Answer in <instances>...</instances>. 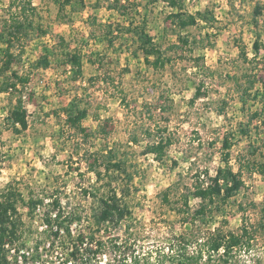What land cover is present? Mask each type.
<instances>
[{"label":"rangeland","instance_id":"374dc122","mask_svg":"<svg viewBox=\"0 0 264 264\" xmlns=\"http://www.w3.org/2000/svg\"><path fill=\"white\" fill-rule=\"evenodd\" d=\"M29 3L36 7L34 13L26 9L34 26L14 39L10 69L29 81L0 93V197L8 189L20 194L16 205L28 247L43 245L44 212L59 199L65 210L83 217L73 223L74 231L94 234L93 247L101 250L90 252L93 264H174L171 244L178 235L190 239L187 253H202L192 264H264V96L245 103L237 84L245 86L247 74L256 75L255 89L263 90L264 0H184L189 12L209 9L216 17L210 25L191 26L169 19L175 8L164 0H86L75 11L70 6L62 10L56 0H0V31L24 20L22 5ZM256 6L261 7L259 29L251 22ZM143 17L148 33L172 56L163 67L148 65L133 35L123 28ZM181 38L190 43L170 48ZM5 47L0 41L1 59ZM65 52L81 56V73L64 63ZM199 89L200 96H195ZM75 98L88 108L87 138L66 123L61 110ZM20 99L29 126L17 132L8 114ZM256 111L261 115L255 116ZM226 132L234 134L231 164L245 184L222 213L195 220L179 213L176 202L164 204L162 190L181 174L186 186L197 171L216 173ZM161 136L172 139L163 160L145 153L146 145ZM106 148H114L135 172L132 214L118 226L99 230L97 197L108 186L91 164L103 169ZM37 198L45 202L32 209L29 203ZM190 203L195 209L200 200ZM243 226L250 234L241 245L229 255L208 258L200 240L218 231L241 233ZM63 241L58 239L52 250L42 246L40 257L28 255L18 264H65L73 240ZM10 256L15 260L16 252ZM83 257L77 263L90 264Z\"/></svg>","mask_w":264,"mask_h":264},{"label":"trees","instance_id":"16d2710c","mask_svg":"<svg viewBox=\"0 0 264 264\" xmlns=\"http://www.w3.org/2000/svg\"><path fill=\"white\" fill-rule=\"evenodd\" d=\"M60 3V8L70 6L73 11L83 9L86 6V0H56ZM167 1L175 11H172L168 17L175 24L179 26H191L200 22H206V24H212L215 21V14L209 9L204 11L198 10L196 13H191L185 8L184 0H164ZM22 5V11L26 14L24 20L17 21L4 31H0V41L6 42V47L1 59L0 58V93L4 91L17 90L19 82L26 83L29 81L27 75H19L17 71H11L12 62L15 59L14 53L11 51L15 38L19 39L25 29L34 26V19L30 18L26 9L31 12H35L36 7H32L29 3ZM261 7L256 6L254 9V16L252 17V25L259 29V18L261 13ZM208 25V26H209ZM110 26V32H112ZM121 27V26H120ZM125 28V32L131 33L135 38V42L138 43V48L145 55V62L153 67H163L167 63L172 61V56L166 53V49H163L162 44L155 41V37L147 31V21L145 17L139 24H135L134 21L130 22ZM45 34L46 31L42 30ZM261 33L257 31V37L254 41V48L256 50L261 47ZM65 38L61 37L60 42H64ZM180 43H190L189 39L181 38L179 43H172L170 48L177 49ZM247 60V53L244 49L240 51ZM64 63L71 64L77 70L82 72V60L81 56L75 52L64 53ZM246 75V74H245ZM247 85L237 81L241 90V98L246 103L247 100H256L261 93L264 96L263 90L255 89V83L257 82L256 75L251 76L247 74ZM201 90L199 89L195 96H200ZM247 97V98H246ZM66 113V123L71 125L76 132L84 136L89 137L91 132L84 125V120L88 116V108L83 107L77 98L73 99L68 105L61 109ZM255 116L261 115V112L256 111ZM253 114V115H254ZM8 120L11 123L12 128L21 132L26 130L29 126L28 117L26 111L22 106V100L9 112ZM248 128H242V132L247 133ZM231 132H226L222 139V146L220 151V159L222 164L216 169V173L213 174L209 169L204 171H197L194 180L190 185L185 186L183 177L180 175L179 180L174 184L167 186L161 192V200L164 204L171 205L176 202V210L179 213H188L193 219L207 220L210 217L222 211L226 208L233 196H235L241 188L244 186V179L241 172L235 171L231 164V147L233 145ZM172 139L166 136H161L157 141L148 143L145 147V153H153L155 156L163 160L166 156V148L171 144ZM107 152L104 155L102 168L91 164V171H94L97 178L101 180L103 186L107 185L105 193L97 197V210L94 214L95 223L99 230L104 227L118 226L125 219L132 214V184L131 182L135 178V172L130 168L128 161L120 157L114 148H106ZM258 149H254L256 152ZM259 167L263 164L260 163ZM20 196L13 189H8L2 192L0 197V264H15L25 262L30 255L33 258L41 256L40 248L47 246L49 249L56 247L58 239L63 238L66 240H73L71 245L67 247V253H65L64 263L78 264L79 260L85 256L86 260H89L90 264H93L91 253L98 254L99 249H94V234L80 229L75 232L72 228L73 223L76 221H82V215L76 211H67L60 204L59 199H53L50 203V209L44 212L45 229L44 234L46 238L43 241V245L37 243L35 247H28L27 243L22 239L21 231V217L18 214L17 198ZM198 198L200 203L197 208L193 209L191 206V199ZM44 199H31L30 205L32 209H35L39 203H44ZM192 211V212H191ZM250 234V229L247 226L242 227L241 233L228 231L223 233L218 231L214 233L209 239H203L200 242L207 247L208 258H212L213 253H221V255H229L230 252L237 246L241 245L244 241V237ZM190 239H187L184 235H178L174 243L171 244L170 257L174 261V264H192L198 262V259L202 258V253L197 251V254L187 253V247L190 243ZM16 252L15 260L11 259L10 253ZM90 253V255H89ZM87 254V255H86ZM97 256V255H95ZM80 264V263H79Z\"/></svg>","mask_w":264,"mask_h":264}]
</instances>
